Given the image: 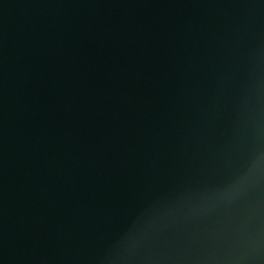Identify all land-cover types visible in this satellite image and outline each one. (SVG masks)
<instances>
[{
    "label": "water",
    "instance_id": "water-1",
    "mask_svg": "<svg viewBox=\"0 0 264 264\" xmlns=\"http://www.w3.org/2000/svg\"><path fill=\"white\" fill-rule=\"evenodd\" d=\"M264 0H0V264H264Z\"/></svg>",
    "mask_w": 264,
    "mask_h": 264
},
{
    "label": "clouds",
    "instance_id": "clouds-1",
    "mask_svg": "<svg viewBox=\"0 0 264 264\" xmlns=\"http://www.w3.org/2000/svg\"><path fill=\"white\" fill-rule=\"evenodd\" d=\"M264 178V148L259 141L250 152L244 172L237 177L232 185V190H241L250 187Z\"/></svg>",
    "mask_w": 264,
    "mask_h": 264
}]
</instances>
